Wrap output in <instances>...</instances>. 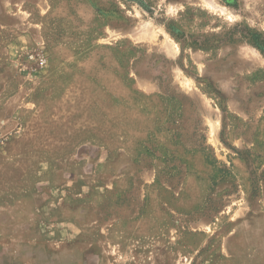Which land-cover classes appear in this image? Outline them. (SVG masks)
I'll list each match as a JSON object with an SVG mask.
<instances>
[{
  "label": "rangeland",
  "instance_id": "1",
  "mask_svg": "<svg viewBox=\"0 0 264 264\" xmlns=\"http://www.w3.org/2000/svg\"><path fill=\"white\" fill-rule=\"evenodd\" d=\"M0 264H264V0H0Z\"/></svg>",
  "mask_w": 264,
  "mask_h": 264
},
{
  "label": "built area",
  "instance_id": "2",
  "mask_svg": "<svg viewBox=\"0 0 264 264\" xmlns=\"http://www.w3.org/2000/svg\"><path fill=\"white\" fill-rule=\"evenodd\" d=\"M39 63H40V64H42V63H43V60H42V59H40Z\"/></svg>",
  "mask_w": 264,
  "mask_h": 264
}]
</instances>
